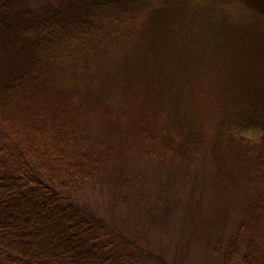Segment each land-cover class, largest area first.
<instances>
[{
    "label": "rangeland",
    "instance_id": "1",
    "mask_svg": "<svg viewBox=\"0 0 264 264\" xmlns=\"http://www.w3.org/2000/svg\"><path fill=\"white\" fill-rule=\"evenodd\" d=\"M243 1L135 0L145 10L132 32L94 9L91 23L119 26L115 38L80 33L90 26L83 16L58 24L56 40L38 32L52 65L35 117L1 90L25 68L28 48L17 19L0 20V119L29 125L65 110L100 160L69 195L127 264H224L223 244L239 228L264 253V183L255 184L247 147L264 143V0ZM22 2L35 19L65 17L66 6L83 14L80 0ZM92 37L103 41L89 52ZM188 58L196 70L176 68ZM201 90L209 98L198 105ZM4 133L0 123L1 146Z\"/></svg>",
    "mask_w": 264,
    "mask_h": 264
},
{
    "label": "trees",
    "instance_id": "2",
    "mask_svg": "<svg viewBox=\"0 0 264 264\" xmlns=\"http://www.w3.org/2000/svg\"><path fill=\"white\" fill-rule=\"evenodd\" d=\"M132 2L135 0H86L85 4L80 0L83 14H75L78 6H66L65 17L53 11L50 18L35 19L25 7L23 9L22 0H0V20L8 17L7 20L11 17L17 19L22 26L19 35L28 48L25 68L11 76L1 90L25 107L24 114L34 117L42 115L41 107L45 101L40 83L52 63L51 54L40 41L44 36L38 32L50 33V39L56 40L54 35L56 31L59 32L58 24L61 23L62 27L68 24L70 27L71 21H77L76 16L88 17L84 23L87 24L96 15L94 9L97 14L103 9L108 10L118 23L128 25V31L132 32V27L136 26L138 17L145 10L141 5L130 6ZM184 8L179 7L181 11ZM261 10L264 13V6ZM27 21L31 24H25ZM112 26V23L102 26L90 21V26L78 31L89 36L106 30L109 38H115L119 26ZM94 38L88 39L92 42V47L86 48L89 52L103 41L102 38ZM201 58V62L205 60L203 56ZM178 62L181 63V58ZM188 62L189 65L179 64L176 68L183 69L185 66L189 72L197 69L192 59L188 58ZM193 80L195 83L197 78ZM207 96L201 90V94L195 98L197 104H201ZM228 96L231 99L236 95L232 92ZM29 97H35L34 104H26ZM192 100L193 96L190 104L194 105ZM183 112L187 114V111ZM62 116L65 117V110H59L40 123L33 119L29 125L21 126L8 116L0 119L5 128L2 135L5 144L0 145V264H127L122 253L97 233L94 218L81 210L69 195L70 190L77 187L76 184L90 181L96 176L100 160L93 142L86 141L82 131L77 135V130L70 128ZM218 125L223 126L222 122ZM231 126H228V130ZM261 140L264 142V139ZM247 147L255 151V184L261 185L264 183V143L261 147L256 144ZM232 235L223 244V254L219 256L216 252L224 264L235 261L238 264H249L251 261L264 264V253L245 238L240 228Z\"/></svg>",
    "mask_w": 264,
    "mask_h": 264
}]
</instances>
